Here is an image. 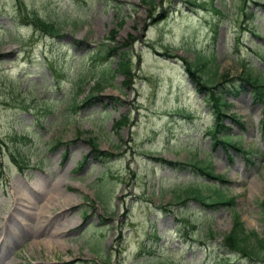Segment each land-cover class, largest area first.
<instances>
[{
    "label": "rangeland",
    "instance_id": "1",
    "mask_svg": "<svg viewBox=\"0 0 264 264\" xmlns=\"http://www.w3.org/2000/svg\"><path fill=\"white\" fill-rule=\"evenodd\" d=\"M20 1L0 0V233L4 222L25 230L24 241L0 242V256L15 264H264L220 246L235 212L264 239L261 104L239 79L243 64L264 77V0ZM32 14L61 23L62 36L35 31ZM212 55L202 78L220 84L226 75V86H239L225 97L226 113L244 127L223 119L234 140L259 152L254 164L208 135L212 103L183 60L202 69ZM120 58L129 73L119 71ZM106 71L110 83L92 90ZM94 143L109 156L93 153ZM18 156L30 163L22 173ZM194 164L225 176L219 187L235 196L232 207L177 203L179 185L207 181Z\"/></svg>",
    "mask_w": 264,
    "mask_h": 264
},
{
    "label": "trees",
    "instance_id": "2",
    "mask_svg": "<svg viewBox=\"0 0 264 264\" xmlns=\"http://www.w3.org/2000/svg\"><path fill=\"white\" fill-rule=\"evenodd\" d=\"M34 22H35V24H37V26H42L43 27L42 29H44L47 33L57 34L56 32H58L57 27H54L51 24L42 22L38 18H36ZM121 65L123 66V64H121ZM124 72H125V70H124ZM246 80L249 81V82L253 81L254 84L259 83V79H257L256 77H253L252 75L250 77H247ZM103 81H106V79H104ZM97 85L101 86L100 83H97ZM217 106H218V109L220 110L221 109L220 101H217ZM217 130H219V129L217 128ZM184 193H185V197H190L191 196V197H194V198L198 197V198L204 199L203 196L201 195V192L197 188H188L187 190L184 189L182 191V193H179L177 195V198L178 199L183 198ZM243 233L244 232H243L242 227L236 223L234 229L232 230V232L227 236V240L230 241L233 245L241 247L243 244L246 243L245 239L247 237V235L243 234ZM259 245L261 247H263L262 249L264 250V241L263 240H262V242H260Z\"/></svg>",
    "mask_w": 264,
    "mask_h": 264
},
{
    "label": "bare ground",
    "instance_id": "3",
    "mask_svg": "<svg viewBox=\"0 0 264 264\" xmlns=\"http://www.w3.org/2000/svg\"><path fill=\"white\" fill-rule=\"evenodd\" d=\"M5 228L7 229V226H5ZM13 230V227L8 226V231L6 233V235H3V238L7 237V235H9V233H11V231ZM18 236V234H16ZM16 262L14 260H12L11 262H6L5 260H3V258L0 257V264H15Z\"/></svg>",
    "mask_w": 264,
    "mask_h": 264
}]
</instances>
